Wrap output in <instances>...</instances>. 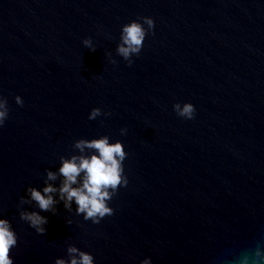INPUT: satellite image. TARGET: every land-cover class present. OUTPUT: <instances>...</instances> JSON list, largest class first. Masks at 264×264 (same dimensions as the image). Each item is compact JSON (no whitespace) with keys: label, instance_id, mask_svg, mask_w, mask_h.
Here are the masks:
<instances>
[{"label":"water","instance_id":"obj_1","mask_svg":"<svg viewBox=\"0 0 264 264\" xmlns=\"http://www.w3.org/2000/svg\"><path fill=\"white\" fill-rule=\"evenodd\" d=\"M0 102L12 264H264V0H0ZM103 137L127 179L111 214L85 219L58 191L41 211L28 190L59 189L62 159Z\"/></svg>","mask_w":264,"mask_h":264},{"label":"clouds","instance_id":"obj_2","mask_svg":"<svg viewBox=\"0 0 264 264\" xmlns=\"http://www.w3.org/2000/svg\"><path fill=\"white\" fill-rule=\"evenodd\" d=\"M148 23L151 24V21ZM122 32V41L126 47L119 46L118 52L127 57L130 51L138 50L142 44L144 32L140 25L135 22L124 26ZM16 100L18 103L20 102L19 97ZM6 111L3 102H0V124L3 123ZM193 111L191 104H185L181 114L192 118ZM92 114H95V110ZM81 145L95 149L97 154L88 157L73 156L67 160L62 159L58 172L64 179L59 189L46 185L42 191L35 188L28 191L31 199L37 203L41 211L50 210L55 203L50 193L58 191L59 198L65 201V207L69 206V202H75L77 213H83L85 219L92 218L93 222H98V218H103L112 212L106 205V199L109 197L108 188L115 189L118 185H127V179L122 176L124 152L119 142L109 144L106 137L77 143V147H81ZM81 172H83V176L80 183L73 187L72 185L77 184V176ZM55 177L56 173L47 172L49 180H53ZM22 217L27 219L38 232L45 231L42 225L47 223V217L36 212L22 214ZM15 243V234L11 230L9 222L6 219H0V264H12L9 249ZM69 251L75 252L76 249L70 248ZM56 264H65V262L57 260ZM70 264H92V258L89 254L81 252L79 259L73 257ZM143 264H148V261L145 260Z\"/></svg>","mask_w":264,"mask_h":264}]
</instances>
